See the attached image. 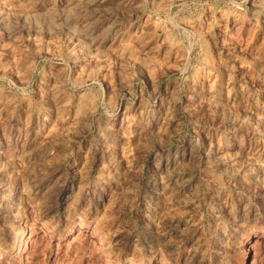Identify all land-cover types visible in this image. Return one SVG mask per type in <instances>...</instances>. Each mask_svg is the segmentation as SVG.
<instances>
[{
  "label": "rangeland",
  "instance_id": "374dc122",
  "mask_svg": "<svg viewBox=\"0 0 264 264\" xmlns=\"http://www.w3.org/2000/svg\"><path fill=\"white\" fill-rule=\"evenodd\" d=\"M0 15V264H264V0Z\"/></svg>",
  "mask_w": 264,
  "mask_h": 264
},
{
  "label": "bare ground",
  "instance_id": "6f19581e",
  "mask_svg": "<svg viewBox=\"0 0 264 264\" xmlns=\"http://www.w3.org/2000/svg\"><path fill=\"white\" fill-rule=\"evenodd\" d=\"M0 16H1V15H0ZM0 19H1V17H0ZM1 21H2V20H1ZM1 21H0V22H1ZM74 31H75V30H74Z\"/></svg>",
  "mask_w": 264,
  "mask_h": 264
}]
</instances>
